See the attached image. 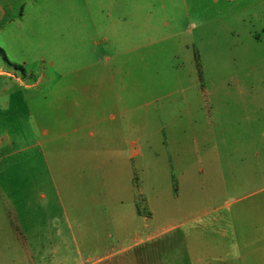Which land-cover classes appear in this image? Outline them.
Here are the masks:
<instances>
[{"label":"rangeland","instance_id":"rangeland-1","mask_svg":"<svg viewBox=\"0 0 264 264\" xmlns=\"http://www.w3.org/2000/svg\"><path fill=\"white\" fill-rule=\"evenodd\" d=\"M0 70L50 130L0 264H264V0H0Z\"/></svg>","mask_w":264,"mask_h":264},{"label":"crops","instance_id":"crops-1","mask_svg":"<svg viewBox=\"0 0 264 264\" xmlns=\"http://www.w3.org/2000/svg\"><path fill=\"white\" fill-rule=\"evenodd\" d=\"M0 72L4 75H11L5 70H0ZM16 79L21 85L20 77L17 76ZM13 103L12 100H4V104L0 103V235L5 230L16 234L21 233L20 214L22 211L17 212L14 208L18 207L17 203L20 204L22 200H25L24 202L28 205L31 203V198L37 190L36 173L38 180L42 183L43 178L46 181L47 173L50 172V168L45 164L44 151L41 148L33 149L36 144L41 143V136H49V127L42 126L38 137L36 131L32 133L30 130L29 136L35 137L36 142L23 147L17 146V140L21 136L20 128L15 129L11 123L17 113L20 114V108L17 107L15 111ZM5 121L9 124L7 127L4 125ZM89 135L93 136L94 132L91 131ZM22 153L24 154L21 155ZM40 195L45 197L46 191L41 192ZM0 242H2L1 238Z\"/></svg>","mask_w":264,"mask_h":264}]
</instances>
